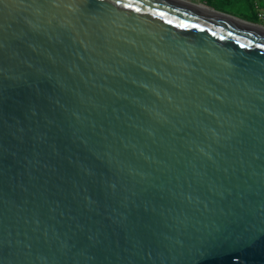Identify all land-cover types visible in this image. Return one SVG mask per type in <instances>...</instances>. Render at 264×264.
Segmentation results:
<instances>
[{
	"label": "water",
	"instance_id": "95a60500",
	"mask_svg": "<svg viewBox=\"0 0 264 264\" xmlns=\"http://www.w3.org/2000/svg\"><path fill=\"white\" fill-rule=\"evenodd\" d=\"M254 26L184 0H0V264H264Z\"/></svg>",
	"mask_w": 264,
	"mask_h": 264
},
{
	"label": "rangeland",
	"instance_id": "374dc122",
	"mask_svg": "<svg viewBox=\"0 0 264 264\" xmlns=\"http://www.w3.org/2000/svg\"><path fill=\"white\" fill-rule=\"evenodd\" d=\"M240 21L253 23V17L264 15L262 1L256 0H184ZM264 27V19L258 18L257 23ZM264 29V28H262Z\"/></svg>",
	"mask_w": 264,
	"mask_h": 264
},
{
	"label": "trees",
	"instance_id": "16d2710c",
	"mask_svg": "<svg viewBox=\"0 0 264 264\" xmlns=\"http://www.w3.org/2000/svg\"><path fill=\"white\" fill-rule=\"evenodd\" d=\"M253 1H256V0H253ZM259 1H262V5L264 6V0H259ZM258 18H259V15L258 16H254L252 19H253V21H251V22H253V23H257L258 22Z\"/></svg>",
	"mask_w": 264,
	"mask_h": 264
},
{
	"label": "bare ground",
	"instance_id": "6f19581e",
	"mask_svg": "<svg viewBox=\"0 0 264 264\" xmlns=\"http://www.w3.org/2000/svg\"><path fill=\"white\" fill-rule=\"evenodd\" d=\"M202 7V6H201ZM252 26V25H251ZM254 27H256V28H259V29H261V30H264V29H262V28H264V27H262V26H254Z\"/></svg>",
	"mask_w": 264,
	"mask_h": 264
},
{
	"label": "built area",
	"instance_id": "2783aa9c",
	"mask_svg": "<svg viewBox=\"0 0 264 264\" xmlns=\"http://www.w3.org/2000/svg\"><path fill=\"white\" fill-rule=\"evenodd\" d=\"M260 18L264 19V15H259Z\"/></svg>",
	"mask_w": 264,
	"mask_h": 264
}]
</instances>
